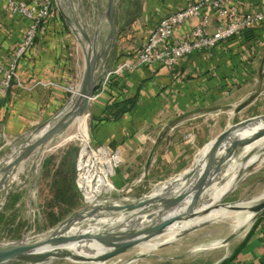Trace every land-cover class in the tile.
I'll return each mask as SVG.
<instances>
[{
	"label": "crops",
	"instance_id": "crops-1",
	"mask_svg": "<svg viewBox=\"0 0 264 264\" xmlns=\"http://www.w3.org/2000/svg\"><path fill=\"white\" fill-rule=\"evenodd\" d=\"M93 1L79 0L78 7L88 10L91 25L88 29L83 24L90 37L94 40L99 34L98 74L101 78L111 74L114 80L96 93L88 111L94 142L122 154L116 183L120 188L138 177L148 183L183 170L189 154L196 150L199 154L222 134L234 114L264 115V24L210 52L182 58L174 68L139 66L138 57L161 20L197 0H116L114 24L108 29L102 22L91 23ZM102 3L96 0L99 12ZM233 6L243 15L264 12V0H242ZM203 13L212 20L214 32L223 19L211 8ZM199 22L179 26L174 37L188 39ZM29 26V20L11 13L6 0H0V68L10 62ZM85 66L83 47L57 7L20 61L18 79L0 97V148L59 114L81 87ZM126 100L135 102L130 113L119 120L107 118L111 105ZM224 260L264 264V214L232 254L216 264Z\"/></svg>",
	"mask_w": 264,
	"mask_h": 264
},
{
	"label": "rangeland",
	"instance_id": "rangeland-1",
	"mask_svg": "<svg viewBox=\"0 0 264 264\" xmlns=\"http://www.w3.org/2000/svg\"><path fill=\"white\" fill-rule=\"evenodd\" d=\"M73 1L79 20L85 22L89 29L91 24L87 17L88 10L85 9L82 12L78 7L80 5L79 0ZM101 1L103 2V7L100 12L97 10L96 0L95 2L93 1L95 9L93 12L94 14L91 15V23L94 25L95 23L102 22V26L108 29L111 25L106 16L109 0ZM57 7L55 2L54 9L56 10ZM70 8L71 3L67 1L64 2L63 9L67 15H70ZM248 119L250 118L246 114H234L233 118L228 119L227 124L228 126L236 125ZM80 122L87 123L89 143L94 149L107 148L106 146L95 143L92 138V125L89 111ZM80 122H74L69 129L51 143L49 146L51 151L45 154L39 166V179L35 188L33 187L37 174L31 171L33 166V160H31L26 167L22 164L11 176L8 187L0 191V243L19 241V239L21 240L25 236L36 237L42 235L58 227L75 211L88 204L86 197L81 194L77 185L78 161L83 148V141L80 135L81 130L79 129ZM15 141L17 140L8 143L4 142L3 146L0 148V162L5 161L4 159L9 155H11V158L8 159L7 163H10L11 160L16 157V153L14 154L15 148L21 146L24 142V138L19 140V142ZM208 145L205 146L199 154H197L199 150H196L193 154H189V158L185 164L186 168L183 170H178L163 178L150 180L148 183L144 182L145 177H138L134 180L136 181L134 184H129L128 182L122 185L121 188L116 183L118 180V172L123 166L122 154L107 148L112 152L113 157L117 159V168L116 170L114 169L111 174V182L115 185V189L110 195L104 194L100 196L99 200L111 196L117 200L125 198L140 200L146 198L157 190V186L161 183L169 182L183 173L190 171L202 159ZM104 152L109 157V152L107 150H104ZM113 164L115 166V163ZM19 173L20 175L16 178L15 176ZM14 178H16V180H13ZM9 192L11 196L8 203H6ZM263 194L264 149L261 148L259 151L254 152L252 156L242 161L240 166H238L233 173H229L226 177L223 175L215 183L213 190L205 193L204 198L208 203L214 204L216 210H219L223 209L222 207L224 206H235L238 203H251L256 205L262 201L259 199ZM252 219L253 216L248 223V226L250 225L249 228L240 231L241 233L239 232L233 241L227 245H221L219 248H213V243L225 241L234 234L231 222L220 221L217 223L204 224L183 235L180 238L181 240L179 239L176 242L168 244L164 248H160L158 251L159 253L155 252L153 255L146 254L142 257L138 250L134 249L106 263L216 264L223 258H228L232 254L237 244L244 239V236L247 235L254 225V223L251 225ZM86 227L87 226H82V228ZM223 262H225V260ZM51 264L75 263L68 260L66 261V259H58Z\"/></svg>",
	"mask_w": 264,
	"mask_h": 264
},
{
	"label": "water",
	"instance_id": "water-1",
	"mask_svg": "<svg viewBox=\"0 0 264 264\" xmlns=\"http://www.w3.org/2000/svg\"><path fill=\"white\" fill-rule=\"evenodd\" d=\"M66 1L71 3V8L69 9L70 15H67L63 9V2ZM57 2L60 13L78 37L84 50L86 66L80 88L81 93L76 98V104L73 110L65 114V109H63L54 118L33 130L24 137V142L21 146L15 148L14 154L20 153H18L13 161L9 164L5 161L0 162V191L8 187L11 176L21 163L30 160L37 150L46 147L54 138L69 129L75 119L87 115L91 102L96 97V93L101 89L102 78L96 69L99 58H95L99 34L94 40L90 37L85 24L78 18L73 0H57ZM115 4L116 0H109L106 12V16L112 25L114 24ZM74 97L75 94L73 93L71 99ZM253 125L260 127L254 136L249 139H239L240 132ZM49 126L50 129L42 137L36 138L37 140H35V137ZM262 139H264V115L250 118L236 125H231L210 143V150L206 156V163L201 175L198 176V171H194L182 178L188 184L179 194L171 195V192H167L156 196L154 199L140 201L135 204L117 205L114 203L117 199L112 196L100 199L96 204L93 202L88 203L86 206L75 211L58 227L42 235L36 237L25 236L19 241L0 243V264H49L52 261L69 257V253L63 250L65 246L71 243L82 244L91 240L95 241L100 247L107 249L105 254L97 258L99 262H107L134 250L143 243L159 238L171 227L183 221H198L212 211L211 209L201 211L200 207L205 192L217 174L231 161L236 160L243 149ZM31 171L37 174L33 187L35 188L39 179V166L34 163ZM10 196L11 193L9 192L6 203H8ZM189 199L190 203L187 204L186 210L182 213L168 216L170 213L183 208ZM155 202L164 203V205L159 209L158 213H155V211L150 212L146 221L142 223L136 222L127 226L124 224L116 225V223L111 226L97 225L94 231L78 234L66 232L73 225L85 221L86 217H99L100 215L138 210L151 206ZM229 207L231 209H237L236 206ZM244 210H249L253 214L252 225L264 214V200L256 205L250 204L249 206H244ZM203 224H197L195 227ZM249 227L250 225L235 232L230 238L223 241L221 245L229 244L236 238L240 231L246 230ZM189 231L191 229L187 230L183 235ZM167 245H161L160 248H164ZM70 256L75 260L83 259L81 256Z\"/></svg>",
	"mask_w": 264,
	"mask_h": 264
},
{
	"label": "bare ground",
	"instance_id": "bare-ground-1",
	"mask_svg": "<svg viewBox=\"0 0 264 264\" xmlns=\"http://www.w3.org/2000/svg\"><path fill=\"white\" fill-rule=\"evenodd\" d=\"M80 88L78 89V91L76 93H74L75 97L73 99H71V101L64 108L65 114L69 113L71 110H73L75 108L76 98L81 93ZM85 116L78 117L77 119H75L74 122L82 121ZM259 128L260 127L258 125H253V126H250V127L243 129L239 134V139L240 138L241 139L242 138L243 139L251 138L258 131ZM49 129H50V126L47 127L42 133L37 135L35 137V140H37L36 138L42 137L44 135V133L46 131H48ZM79 129L81 130L80 135H81L82 141H83V149L81 152V160H80V166H79V168H80L79 184H80V187L86 196L87 201L89 203L93 202L94 204H96V203H98L97 198L99 196H102L104 194L110 195L111 192L115 189V185L111 182V174L114 171V166H113L111 159L104 152V150H102L101 152L90 150V147H89V141L90 140H89V132H88L87 123L86 122H80ZM60 135H62V134H60ZM60 135H58L56 138H54L49 144L46 145V147H43V148L37 150L30 160H27V161L21 163L15 169L14 172H16L17 169L22 164H25L24 167H26V165H28L31 162V160H33V165L35 163L38 166H40V164L42 163V161L45 157V154L49 153L51 151L49 146L51 145V143L55 139L60 137ZM83 137H84V140H83ZM16 142H19V140H17ZM210 146L211 145L209 144L206 151L203 154L202 159L190 171L183 173L182 175H180L177 178L175 177L176 179H173L169 182L161 183L159 186H157L158 187L157 190H155V191L153 190L154 192L152 194H150L149 196H147L146 198H144L142 200L126 199V198L125 199H118L114 203L117 205L135 204V203H138L140 201H146V200L154 199L156 196H160L161 194H164L167 192H171V195L179 194L180 191L183 190L188 184L182 179L183 177L191 174L194 171H198V176L201 175L202 171L204 170V166L206 163V156L210 150ZM261 148L264 149V139L257 141L256 143H254V144L246 147L245 149H243V151L240 153V155L238 156V158L236 160L231 161L223 170H221L217 174V176L215 177V179L213 180L210 187L207 189V191L205 193H208L211 190H213L215 183L223 175L226 177L229 175V173H233L236 170V168H238V166H240L242 161H244L249 156H252V154H254V152L259 151ZM16 154H18V153H16ZM9 158H11V155L7 156L4 159L6 163H7ZM13 160H11V161H13ZM7 164H9V163H7ZM19 175H20V173L15 177L17 178ZM16 178H14L13 180H16ZM259 200H264V194L261 196V198ZM189 203H190V199L187 201V203H185L183 208L170 213L168 216H173L175 214L182 213L184 210H186V206ZM250 204L251 203H240V204L238 203L235 205L237 209H231V207H225L224 206V207H222L223 209L216 210L215 205L212 203H208L206 201V199L204 198L203 201L201 202L200 210L204 211L207 209H211L212 211L210 214L201 218L198 221H183L182 223L171 227L165 234H163L159 238L154 239V240L149 241V242H146V243H143L135 249L138 250L140 256H145L146 254H152L153 255L155 252L159 251L161 245L170 244V243L178 241L187 230H189V229L193 230L195 228H198L202 225L197 226V227H195V226L197 224H201V223L207 224V223H217L220 221H228V223L231 222L232 231L235 233V232L239 231L240 229L248 226V223H249L251 217L253 216V214L249 210H244L243 206H249ZM163 205H164V203L155 202V204H153L151 206H147L146 208H141L138 210H131L128 212H121V213H115V214L100 215L99 217H96V216L86 217L85 221H83L82 223L73 225L71 227V229L68 228L66 230V232H68L70 234H78L81 232L84 233V232L94 231V229L97 225L98 226H105V225L111 226V225L116 223V225L124 224L125 226H127L131 223L132 224H134L136 222L142 223V222L146 221L150 212L155 211V213H158L159 209ZM236 210H238V211H236ZM80 225L87 226V227L82 228V226H80ZM222 242L223 241L213 243L212 247L213 248L214 247L219 248V246H221ZM207 249H209V248H207ZM63 250L65 252L69 253V257L64 258V259H66V261L68 260V261L75 263V264H107L106 262H99L97 260V258L99 256H101L107 252V249L100 247L95 241H92V240L87 241L86 243H82V244L71 243V244L65 246L63 248ZM70 255L81 256L83 259L75 260ZM51 263H49V264H51Z\"/></svg>",
	"mask_w": 264,
	"mask_h": 264
},
{
	"label": "built area",
	"instance_id": "built-area-1",
	"mask_svg": "<svg viewBox=\"0 0 264 264\" xmlns=\"http://www.w3.org/2000/svg\"><path fill=\"white\" fill-rule=\"evenodd\" d=\"M241 1L242 0H197L186 9L162 19L157 28L150 35L146 46L140 53L138 65L146 66L160 64L166 68H174L182 58L191 56L197 52H210L221 43L247 30L264 24V12L243 15L233 6ZM6 2L9 11L25 17L30 21V26L24 40L14 52L10 62L6 66L0 68V97L6 96L18 79L19 63L34 46L39 30L45 20L52 14L55 5L54 0H29L28 2L6 0ZM205 8L215 10L218 16L223 19L222 24L214 32L210 31L212 20L203 13ZM194 19H199L200 22L195 27L190 37L186 40L176 39L174 37L176 29ZM111 79V74L104 76L101 80L100 90L106 88L111 83ZM89 147L91 151L101 152L102 150H107L110 154V159L115 163L116 170L117 159L113 157L109 149L100 148L97 150L94 149L90 143ZM80 160L81 154L78 161L77 185L81 193L85 196L79 184ZM99 197L97 200H99ZM87 203L89 202L87 201Z\"/></svg>",
	"mask_w": 264,
	"mask_h": 264
},
{
	"label": "trees",
	"instance_id": "trees-1",
	"mask_svg": "<svg viewBox=\"0 0 264 264\" xmlns=\"http://www.w3.org/2000/svg\"><path fill=\"white\" fill-rule=\"evenodd\" d=\"M114 79H111V83ZM111 85V84H110ZM134 100H126L122 102H116L108 108L107 118L113 120H119L127 113H130L134 106ZM222 264H231L228 260Z\"/></svg>",
	"mask_w": 264,
	"mask_h": 264
}]
</instances>
